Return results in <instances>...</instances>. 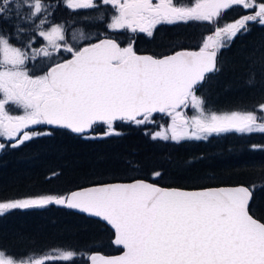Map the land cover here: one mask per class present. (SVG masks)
I'll list each match as a JSON object with an SVG mask.
<instances>
[{
    "label": "snow or ice",
    "instance_id": "obj_1",
    "mask_svg": "<svg viewBox=\"0 0 264 264\" xmlns=\"http://www.w3.org/2000/svg\"><path fill=\"white\" fill-rule=\"evenodd\" d=\"M57 6L72 12L101 7L107 11L110 6L108 29L148 37L159 25L189 22L211 24L214 31L202 39L198 50L182 49L163 56L137 54L132 43L121 47L107 35L77 48L67 43L64 24L49 19ZM233 6L254 11L220 26L223 13ZM250 22L264 26V2L59 0L57 5L49 0H0V138L18 148L38 136L51 135L36 131L33 126L37 125L84 136L94 125L103 124L107 135H119L115 122L150 124L156 113L169 117L171 123L155 132L153 140L179 143L229 132L264 134V104L259 105L261 115L252 111L217 113L206 109L204 98L197 95L209 74L221 70V49L231 47L238 34L251 31ZM35 36L46 44L33 48ZM80 36L81 41L91 39L83 32ZM61 49L70 58L52 61ZM38 57L51 62L46 69L35 65L29 69L27 62ZM258 70L264 75V52L250 57L249 85L255 83ZM189 107L194 112L191 116L182 110ZM5 147L0 143V150ZM126 163L135 169V162ZM255 188L253 184L186 191L143 180L106 183L67 196L0 202V216L14 209L54 204L106 222L114 230L112 243L122 249V255L92 254L88 257L91 264H264V222L250 214ZM53 251L58 255L20 260L0 251V264L67 262L76 256L71 250Z\"/></svg>",
    "mask_w": 264,
    "mask_h": 264
},
{
    "label": "trees",
    "instance_id": "obj_2",
    "mask_svg": "<svg viewBox=\"0 0 264 264\" xmlns=\"http://www.w3.org/2000/svg\"><path fill=\"white\" fill-rule=\"evenodd\" d=\"M58 12L65 14L66 23L92 19V24L84 23V29H95L98 33L106 32L110 21V12L104 9L73 15L71 10L58 6ZM101 12L103 22L94 23ZM248 13L230 11L218 23L223 26ZM84 16L89 18L83 19ZM250 27L251 31L238 34L231 47L220 51L221 70L210 76L197 92L204 98L206 109L243 112L264 104V75L258 70L255 83H247L250 57L264 52V26L250 22ZM213 29V25L190 24L160 27L149 38L133 33L128 37L123 31H108L107 36L114 37L121 47L132 43L137 53L163 56L181 49H197ZM158 119L153 117L155 123ZM105 127L94 126L90 135L82 137L63 130L48 131L51 135L7 149L0 154V202L65 196L91 185L134 179L180 189L255 184L251 214L264 222V134H225L207 141L175 144L151 140L149 124L116 123L114 128L119 135H105ZM41 130L46 131L37 129ZM126 161L135 162V169H130ZM155 171L161 175L154 177ZM111 239V231L102 223L52 205L14 209L0 216V251L15 260L49 255L59 249L71 250L76 256L71 261L53 260L46 264H87L86 256L92 252L104 255L120 252L112 246Z\"/></svg>",
    "mask_w": 264,
    "mask_h": 264
},
{
    "label": "rangeland",
    "instance_id": "obj_3",
    "mask_svg": "<svg viewBox=\"0 0 264 264\" xmlns=\"http://www.w3.org/2000/svg\"><path fill=\"white\" fill-rule=\"evenodd\" d=\"M51 0H49V2H50ZM184 2L185 3H187V2H190V0H184ZM104 8V10H105V7H103ZM107 8H108V10H109V12H111L112 10L110 9V6H107ZM56 9V8H55ZM251 10H253V9H248L247 11H249V13L250 12H253V11H251ZM78 11V10H77ZM100 11V10H99ZM104 15H103V13L101 12V17H103ZM98 17H100V16H98ZM49 19H50V17H49ZM103 20V19H102ZM52 22V21H51ZM95 22H99V23H102L103 21H101L100 19H95L94 20V23ZM110 21H108V23H109ZM53 23V22H52ZM84 23H91L92 24V19H90V20H84V21H82V20H80V22H78V23H66V24H64V26H65V33H66V41H67V43L69 44V45H71V46H73V47H77V48H79V47H82L81 45H86L87 43H89V42H91V43H94V42H96L95 40H98V39H100V38H103L105 35H107V33H108V31H112V30H110V29H108L107 27H106V32H100V33H98V32H96V31H94L95 29H91L90 30V28H85L86 29V31H85V29H84ZM55 24V23H54ZM208 27H209V25H207ZM47 27V26H46ZM213 31H214V29H213ZM81 32H83L84 33V35L85 36H88V37H91V39L90 40H83V41H81V36H80V33ZM113 32V31H112ZM125 34L127 35V36H130L132 33L131 32H128V31H125ZM73 35H75V39H73ZM206 37V36H205ZM34 39H35V41H36V43H35V45H34V47H36V48H39V47H42L44 44H46V42L45 41H43V39L42 38H40L39 36H35L34 37ZM16 46H24L23 44H21V43H17L16 41H12ZM200 44H201V42H200ZM33 46V45H32ZM199 46L200 45H198V48H199ZM197 48V49H198ZM63 51V49H61V51L59 52V53H57L55 56H53L52 58H54V59H56L57 61L58 60H60L61 58H60V54H61V52ZM66 53V52H65ZM69 53H66V55H68ZM47 67V66H46ZM185 112H186V114H188L189 116H191V115H193L194 114V112H193V110L189 107V108H187V109H185ZM252 112H256L258 115H261L260 113H259V107H257L254 111H252ZM217 113H224V112H217ZM171 123V119L169 118V117H165L162 121H161V123L159 124V125H155V127H156V129L155 130H152V133H150V139L151 140H153L152 139V135L155 133V132H157V131H164L167 127H168V125ZM150 126H153L152 124L150 125ZM107 131H108V129H107V126L105 127V135H107L106 133H107ZM45 132H48V131H45ZM232 133H234V132H232ZM236 133V132H235ZM221 134H225V133H221ZM237 134H239V133H237ZM169 135H170V133H169ZM217 134H212V135H209V136H207V138H209L210 136H216ZM218 135H220V134H218ZM39 137V136H38ZM156 140H158V141H162V142H175V141H172L171 139H169V140H161V139H156ZM182 140H196V139H182ZM201 140V139H200ZM202 140H204V139H202ZM0 143H4L6 146H8V145H10V142L9 141H7V140H5V139H3V138H0ZM49 255H53V256H56V255H58V253H56V252H53V253H50ZM88 256V255H87ZM86 256V257H87ZM50 261H53V260H50ZM47 262V261H46Z\"/></svg>",
    "mask_w": 264,
    "mask_h": 264
},
{
    "label": "flooded vegetation",
    "instance_id": "obj_4",
    "mask_svg": "<svg viewBox=\"0 0 264 264\" xmlns=\"http://www.w3.org/2000/svg\"><path fill=\"white\" fill-rule=\"evenodd\" d=\"M50 3H53V4H57V5H59V0H51L50 1ZM64 8V10L66 11L67 10V8H65V7H63ZM101 9H104L103 7H101V8H99V10H101ZM88 10H92V11H95V10H97V9H88ZM84 10H78V11H76V12H72L73 13V15L75 14V13H79V12H83ZM59 15V16H58ZM50 20L53 22V23H55V24H66V22H67V18L65 17V14H63L62 12H60V14H59V12H58V6L56 7V9H54V11L52 12V14H51V16H50ZM35 43H36V41H35ZM35 43L33 44V48H36V47H34V45H35ZM18 47H23V46H18ZM27 51H29V53H31V49H27ZM60 58H63V59H67V55H66V53L64 52V51H62L61 52V54H60ZM52 61H57L56 59H54V58H52ZM51 61H49L47 58H44V57H38L37 59H36V61H31V60H29L28 62H27V67L29 68V69H33V66L35 65L36 67H37V69L39 68V67H44L45 69H46V66L50 63ZM36 74H42V73H40L39 71H37V73ZM13 111H16V110H13Z\"/></svg>",
    "mask_w": 264,
    "mask_h": 264
},
{
    "label": "water",
    "instance_id": "obj_5",
    "mask_svg": "<svg viewBox=\"0 0 264 264\" xmlns=\"http://www.w3.org/2000/svg\"><path fill=\"white\" fill-rule=\"evenodd\" d=\"M140 55H148V54H140ZM46 127L47 128H49V129H58V130H64V131H67V132H69L68 130H66V129H59V128H55V127H53V126H49V125H46ZM69 133H71V132H69ZM72 135H74V136H79V135H77V134H74V133H71ZM88 134H90V132H88V133H85V135H88ZM80 137V136H79ZM134 181H136V180H134ZM134 181H129V182H110V183H132V182H134ZM145 182H148V181H145ZM148 183H151V182H148ZM104 184H106V183H104ZM101 185V184H100ZM93 186H98V185H91V186H87V187H83V188H79V189H75V190H73V191H71V192H69L67 195H69L70 193H72V192H74V191H78V190H82V189H84V188H89V187H93ZM158 186V185H157ZM235 186H243V185H224V186H211V187H207V188H202V189H197V190H186V189H180V190H186V191H199V190H205V189H209V188H221V187H235ZM160 187V186H159ZM162 188H164V187H162ZM165 189H172V188H165ZM175 189H179V188H175ZM66 195V196H67ZM251 202V201H250ZM52 206H55V207H57V208H61V209H64V210H68V211H71V212H74V213H76V214H79V215H83L84 217H86V218H90V219H93V220H96V221H98V218H95V217H89L87 214H84V213H80L78 210H74V209H68V208H66V207H64V206H57V205H52ZM100 223H102V224H104L111 232H112V234H113V238H112V241L114 240V230L113 229H111V226H109V225H106V222H102V221H99ZM112 243V242H111ZM112 246L113 247H115V248H119V249H121L120 247H118L117 245H115L114 243H112ZM92 254H100V255H104V254H102V253H99V252H92V253H90L89 255H88V257L90 256V255H92ZM118 255H122V249H121V252L119 253V254H117V255H104V256H118ZM88 257H87V264H91V262H90V260L88 259Z\"/></svg>",
    "mask_w": 264,
    "mask_h": 264
}]
</instances>
